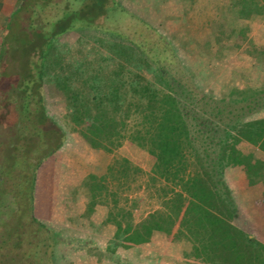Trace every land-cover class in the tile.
<instances>
[{
    "label": "trees",
    "instance_id": "obj_1",
    "mask_svg": "<svg viewBox=\"0 0 264 264\" xmlns=\"http://www.w3.org/2000/svg\"><path fill=\"white\" fill-rule=\"evenodd\" d=\"M167 1L176 3L180 14L169 13L171 6L151 4L168 21H179L171 37L177 48L163 52L156 47V52L148 50L124 34L123 27L130 21L157 30L121 0L19 3L0 37L2 73L6 74L10 63L18 69L17 81L11 86L14 122L5 120V142L0 136V226L5 229L0 250L11 244L15 252L20 243L12 234L32 225L35 235H43L34 246L37 264L51 260L45 247L50 232L34 218L32 197L24 192L33 173L66 140L61 127L46 113L42 96L45 59L64 35L96 33L103 34L99 46L104 54L88 52L94 53L99 66L85 79L89 86L81 83L94 93L89 102L68 103L69 111L64 114L93 155L88 158L85 184L119 197L139 176L146 175V186L159 193L161 202L132 229L128 242L133 246L158 235L172 243L188 244L190 253L207 264H264V244L236 224L240 211L236 191L228 183L242 181L241 191L254 204L251 219L264 220V160L258 156L264 155V81L258 87L233 88L225 96L210 87L196 88V74L186 70L177 54L199 42L193 35L205 38L210 34L216 47L232 38L240 54L264 63V45L257 46L249 37L251 25L264 21V0ZM211 45L208 39L198 47L215 53ZM104 74L105 84L95 87L94 83L102 84ZM74 97L80 100L81 96ZM4 116L0 114V119ZM125 145L151 159L148 172L130 161L125 151L114 153ZM26 154L35 158L31 161ZM6 221L14 225L5 227ZM18 262L13 252L0 253V264Z\"/></svg>",
    "mask_w": 264,
    "mask_h": 264
},
{
    "label": "rangeland",
    "instance_id": "obj_2",
    "mask_svg": "<svg viewBox=\"0 0 264 264\" xmlns=\"http://www.w3.org/2000/svg\"><path fill=\"white\" fill-rule=\"evenodd\" d=\"M121 1L124 3L125 7H127L130 11L135 12L137 16L142 19L147 25L154 27V29L157 30V33H155L154 31L148 29L146 26L140 24L137 21L126 22L123 27V32L130 40L143 44L148 50L153 51L154 47H156L157 52H163L171 46L174 49L177 48L175 45L176 43H174V41L172 40V33L178 30L179 21L176 19H174L173 21H168L166 17H163V11L160 8H158V10H154L151 6L152 3H155L161 8L162 6H171V12L169 13L175 16L177 14H180V11H178L180 7H177L176 3L168 2L167 0H163L162 3H158L157 0ZM168 11L170 10L167 9L166 12ZM251 27L252 29L250 31L249 37L253 41V43L255 41L253 37H255L256 41L259 39L260 42L264 41V21L255 23L251 25ZM102 36L103 34L96 35V33L92 36H85L77 33L66 34L54 43V52H52L45 59V69L43 73V81L44 83H46L45 107H47V111L48 113H50V116H48L51 117L61 127L62 131L69 138L68 145L63 148V151L61 150L63 158V160L60 162V170L62 171L61 176L57 175L55 172L51 174L49 173L50 176L47 174L46 188L57 186L59 187L58 189L63 190L65 188L72 187L71 185H77L79 183V167L82 165L81 163L79 164V161L85 160L87 162L88 158H93V155H86V157L82 154V149L84 153L87 150L86 148H81L79 145L80 143H82L79 129L75 127L71 121L67 120L64 114L69 111L68 103H72V105L73 103L81 105L83 103L89 102L90 100L88 99L94 93V90H91V88L88 87H84L83 85H81V83L83 84V82H87V80L85 81V79L87 77H90L93 70L95 68H98L99 66L97 62L99 60H97L96 57L93 56L94 53L93 55H88V52L93 49L94 51H96V53L99 52L101 54H104L103 49L99 46V39ZM160 37L162 38L161 40ZM203 38L204 37H199L198 35H193L194 41L199 42H192L193 44L189 45L188 51L177 53L182 61L185 62L184 65L186 70L188 72L196 74L194 75L193 79L196 88L206 90L208 87H210L219 91H223V94L225 96L233 88L244 89L248 86H261L264 81V63L257 62L253 58L240 54L233 47L234 44L231 42L233 41L232 38L228 39L230 41L220 43L224 44L221 48H219L220 46H215V39L212 35L209 34V36H206L204 39ZM208 39L212 44L211 46L213 48L216 47L215 53L207 54L205 50L206 48H204V50L199 49V43L201 41L207 42ZM256 41L255 43L257 46L262 45L260 42ZM1 66H4V63H2ZM107 66V69L109 68V73L112 72L110 71V69L113 67V62H110L109 64H107ZM234 67H237V72H233ZM1 68L0 104L4 107V110H2V112L3 114H6V116H4L3 119H0V136H2L1 139H4V134L8 131L6 130V128H4L5 120L9 119L11 122H14L12 115L13 110L9 111L8 108L9 106L14 108L13 105L15 96H12L13 94L11 92V86L17 81L16 74L18 69L15 63H10L9 68H7L6 70V74H3L2 72H4V67ZM106 78L107 77L104 74L101 77V79L103 80L102 84L99 85L98 83H94L93 85L95 87H102V85L106 82L104 81L106 80ZM79 94L81 96L80 100L75 99L74 96L77 97V95ZM262 115H264V111L262 112ZM256 116L260 115L256 114L254 117ZM10 134L12 135L14 134V132L11 130ZM3 142H5V140H3ZM31 142H33V140H31ZM53 144L54 143H52V145ZM33 147L34 145L32 146V148ZM68 148L72 150V152ZM122 149L123 150H121V152L118 150L114 151V153L118 155L125 151L130 161L139 166L142 170H144V172L149 171V168L151 166V159H149V157H147L143 152L137 151L136 149L130 148L126 145ZM66 152H68V154H66ZM258 156H260V158L264 160V155L259 154ZM25 157H29L31 161L35 158L31 154H26ZM55 161L57 162L56 166L58 165L59 168V161H57V159ZM83 166L85 171L90 168L89 165L85 163ZM40 167L33 173L32 178L28 180L27 187L24 190L27 195L32 197L33 204L36 203V189H38L40 186V177L38 175ZM24 175H26V173ZM146 180V175H141L135 181V183L131 185L132 203L130 204V207L132 210L134 221L143 218V216H146L147 214L155 211L160 207L161 199L159 193L149 189L146 186ZM228 183L236 191L235 200L240 211V217L237 219L236 224L248 235H257L258 233L256 232L255 228L259 231L264 228H262L261 225L256 226L258 225L257 219L256 221H253L251 219L252 214L250 210H253L254 204L249 201L248 195L241 191L240 185L242 184V181L230 180ZM84 188L86 187L84 186L82 189L84 190ZM80 200L84 203L83 207L86 206L87 199L85 191H83V194H80L78 196L77 202ZM74 205H76L77 208L80 209V204L76 203ZM74 217L78 219V216ZM100 217L98 216L97 218L100 219ZM82 218L84 219V216H82ZM78 222L79 220L76 221L77 224H79ZM82 222L84 223H82V225H79L75 229L66 228V230L64 229L60 231L55 228L49 230L50 233L48 234V236L50 235V237L46 239L48 245L46 244L45 247L46 249L48 248V255L50 256L51 260H46L47 264H68L72 261V258L74 257L73 253L76 252L77 249H80L81 245L61 244L58 243V239H65L68 236H74V232L76 231H83L84 234L92 232L90 227L83 226L85 224V221L82 220ZM13 225V221H6L5 227ZM105 226L107 225H104L102 222V226H100L98 230L104 229ZM23 228L25 229H16L17 232L15 234H12V237L15 236L16 239H18L20 243L18 246L19 248L14 252L15 248L13 247L12 249L11 244H9L11 241H9V245L6 246L8 248H5V246H3L0 250V253L5 254L6 251L13 252L16 261L18 262L19 260L20 262H18V264H37L34 254V246L37 243L38 239L42 238L43 235L41 233H37V235H35L36 230L34 227H32V225H30V227L24 225ZM4 230V226H0L1 239L3 238V236H5L3 235ZM253 230H255L254 233H252ZM11 233L14 232H10L9 234ZM22 233H24V236H19ZM5 240H8V238H5ZM29 243H31L32 245H29ZM14 245H18V243ZM69 246H71L70 254L67 253V251H69ZM48 255L46 254V256ZM20 257L24 259L21 260ZM27 258L29 259L27 260Z\"/></svg>",
    "mask_w": 264,
    "mask_h": 264
},
{
    "label": "crops",
    "instance_id": "obj_3",
    "mask_svg": "<svg viewBox=\"0 0 264 264\" xmlns=\"http://www.w3.org/2000/svg\"><path fill=\"white\" fill-rule=\"evenodd\" d=\"M21 1L23 0H0V37L5 32L10 19L17 11ZM157 2L162 3V0H157ZM253 39L256 41L255 37ZM259 40L256 42H260ZM260 43L264 45V41ZM236 68L234 67L233 72H237ZM42 96L44 104H46L45 93ZM45 108L46 113L50 116L47 107ZM2 110H4V107L0 104V114L3 113ZM8 110H13V108L9 106ZM4 128L7 130V125ZM68 142L69 138L66 136V140L59 151L41 165L38 171L40 186L36 189V203L33 204L34 218L48 230L55 228L60 231L66 230V228L75 229L84 223L82 220L85 221L83 226L90 227L92 230V232L85 234L83 231H73L74 236L58 239V243L61 244L81 245L80 249H75L76 252L73 253L74 257L68 264H207L206 262L198 260L190 253L188 244L172 243L162 236H153L148 243L135 246L131 245L128 242L129 234L136 224L142 221L147 215L137 221L133 220L130 207L132 203L131 186L119 197H112L107 192L96 190L85 184L84 181L89 170L85 171L83 165L84 163L90 165L89 160L87 162L85 160L79 161V164L81 163L82 165L79 167V183L77 185H71L72 187L63 190L58 189L59 187L57 186L46 188L47 174L49 175V173L55 172L61 176L60 162L63 160L61 150L63 151V148L68 145ZM79 145L81 148L87 147L83 141ZM70 151L72 152V150ZM82 154L85 156L89 155L87 151L84 153L83 149ZM56 159L59 161V168L58 165L56 166ZM91 172L95 173L94 171ZM83 185L86 187L84 190L82 189L84 187ZM83 191H85L87 199L86 206H84L85 210L83 201L80 200L77 202L78 196L83 194ZM76 203L80 204V209L74 205ZM74 216H78V219ZM82 216H84V219ZM98 216H101L100 219L97 218ZM78 220L79 224L76 223ZM102 222L107 226L102 230H98L102 226ZM257 222L258 225L256 226L261 225L264 228V220H258ZM255 230L258 234H252L253 237L257 242L264 244V236H262L264 229L259 231L255 228ZM68 250L67 253L70 254L71 246H69Z\"/></svg>",
    "mask_w": 264,
    "mask_h": 264
}]
</instances>
